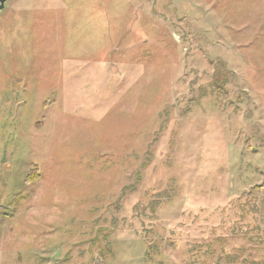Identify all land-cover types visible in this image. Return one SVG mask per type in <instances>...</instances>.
I'll list each match as a JSON object with an SVG mask.
<instances>
[{
	"label": "rangeland",
	"instance_id": "1",
	"mask_svg": "<svg viewBox=\"0 0 264 264\" xmlns=\"http://www.w3.org/2000/svg\"><path fill=\"white\" fill-rule=\"evenodd\" d=\"M0 264H264V0H8Z\"/></svg>",
	"mask_w": 264,
	"mask_h": 264
},
{
	"label": "water",
	"instance_id": "2",
	"mask_svg": "<svg viewBox=\"0 0 264 264\" xmlns=\"http://www.w3.org/2000/svg\"><path fill=\"white\" fill-rule=\"evenodd\" d=\"M8 0H0V12L6 8Z\"/></svg>",
	"mask_w": 264,
	"mask_h": 264
}]
</instances>
